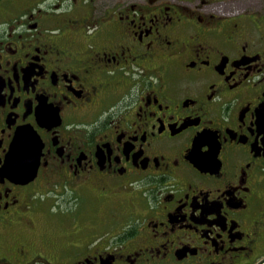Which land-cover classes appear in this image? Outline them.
<instances>
[{
	"label": "flooded vegetation",
	"instance_id": "af4514ba",
	"mask_svg": "<svg viewBox=\"0 0 264 264\" xmlns=\"http://www.w3.org/2000/svg\"><path fill=\"white\" fill-rule=\"evenodd\" d=\"M0 264H264V0H0Z\"/></svg>",
	"mask_w": 264,
	"mask_h": 264
}]
</instances>
